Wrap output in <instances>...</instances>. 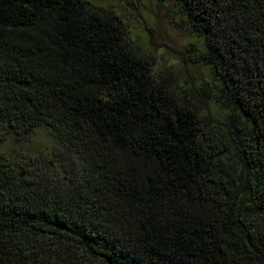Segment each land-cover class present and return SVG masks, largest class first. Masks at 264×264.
Here are the masks:
<instances>
[{
    "label": "trees",
    "instance_id": "16d2710c",
    "mask_svg": "<svg viewBox=\"0 0 264 264\" xmlns=\"http://www.w3.org/2000/svg\"><path fill=\"white\" fill-rule=\"evenodd\" d=\"M165 1L208 80L89 0H0V145L53 143L0 156V264H264V0Z\"/></svg>",
    "mask_w": 264,
    "mask_h": 264
},
{
    "label": "rangeland",
    "instance_id": "374dc122",
    "mask_svg": "<svg viewBox=\"0 0 264 264\" xmlns=\"http://www.w3.org/2000/svg\"><path fill=\"white\" fill-rule=\"evenodd\" d=\"M94 6L113 11L126 26L133 43L155 60L153 73L167 69L185 71L189 79L199 82L208 80L204 69L191 68L182 63L183 54L190 46L197 47L198 39L183 28L173 5L165 0H89ZM187 56V53L185 54ZM52 140L44 129H37L20 140L7 136L0 145V156L12 165L48 164L53 168L50 153ZM47 169V168H46Z\"/></svg>",
    "mask_w": 264,
    "mask_h": 264
}]
</instances>
